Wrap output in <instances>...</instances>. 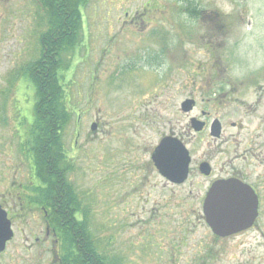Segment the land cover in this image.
Wrapping results in <instances>:
<instances>
[{
    "label": "flooded vegetation",
    "instance_id": "af4514ba",
    "mask_svg": "<svg viewBox=\"0 0 264 264\" xmlns=\"http://www.w3.org/2000/svg\"><path fill=\"white\" fill-rule=\"evenodd\" d=\"M91 2L0 0V60L2 56H13L9 62L18 65L26 57L21 61V69H25L24 86L17 96L25 99V106L15 107L19 117L29 118L30 114L38 119L36 73H57V82L65 89L68 87L61 76L64 72L70 73V81L75 83L72 76L77 70L76 54L82 45L77 42V9L82 13V24L86 22L87 26L91 24L90 19L97 20L96 16L89 19L85 14V17L82 11ZM69 6L73 15L69 18V38L62 40L60 26L55 24L60 10ZM117 6L121 11L117 21L122 31L119 36L123 40L119 62L134 61L132 67L119 66L118 73L126 74L123 79L119 78L120 82L139 87L145 79L137 74H145L150 77L152 87L161 88L164 93L162 96L157 93L152 101L154 106L145 110H152V122L160 130L149 161L157 180L155 185L161 181L164 189L170 190V200L177 190L183 192L184 200H198L200 204L202 201V209L193 210L201 224L181 221L183 236L176 242L161 244L158 250L155 248L150 253L151 263L249 264L244 261L245 257L228 255L245 247L249 234L264 231V69L249 72L242 78H234L230 69L234 64L247 62L246 49L264 48V26L261 32L257 29L247 32L253 25L252 19L241 16L238 7L230 16H223L221 12L208 11L201 0H118ZM64 19V22L69 20ZM206 19L210 21L207 27ZM102 21L108 32L109 22L106 23L104 17ZM7 38L16 39L21 45L2 55L1 47ZM90 39L84 44L88 60L93 59L95 48ZM189 44L195 46L192 50L201 57L196 59L192 55ZM92 66L97 70L102 68L100 64ZM116 68L107 66L102 70L111 72ZM159 71L161 75L157 76ZM176 88L181 91L174 93ZM30 89L37 95L34 100L29 97ZM2 100L0 126L5 127V114L8 109L13 110V105L8 106L6 99ZM77 103L78 100L71 112H78ZM27 104L33 105L34 114ZM93 123L96 131L92 132L97 136V117L92 119ZM38 127L30 139L28 162L21 164H27L28 171L15 174L12 140L0 142V264H91L90 258L82 255L83 241L91 255H99L103 264H124L123 258L118 263L112 262L102 242L93 235L88 210H83L81 195L70 176L73 163L65 146L61 145L57 158L60 178L46 176L45 165L34 158L32 142L40 133ZM165 138L180 150L177 167L170 168L178 178L188 159L187 176L182 181L165 178L153 161V155ZM63 139L65 143V134ZM60 181L71 195L70 220L63 215L62 193L56 189ZM212 192L219 221H223L220 215H233V209H223L226 204L222 199L236 197L247 207L239 210L242 218L230 226V233H226L228 229L224 227L214 231L207 222L205 206ZM77 225L83 230L79 231L80 236H68ZM194 235L199 237L189 246L188 239ZM163 237L168 238L166 234ZM145 257L148 256H139V264H146L141 262Z\"/></svg>",
    "mask_w": 264,
    "mask_h": 264
},
{
    "label": "rangeland",
    "instance_id": "374dc122",
    "mask_svg": "<svg viewBox=\"0 0 264 264\" xmlns=\"http://www.w3.org/2000/svg\"><path fill=\"white\" fill-rule=\"evenodd\" d=\"M117 1L92 0L87 8L82 9L84 16L87 14L89 19L96 16L97 20L93 22L90 19L91 24L87 26L83 22V40L78 44L82 45L76 54L77 70L72 76L75 83L70 81V73L64 72L61 76L62 82L68 87L65 89V94H68L67 107L71 110L78 100V112H72L64 146L73 163L70 171L72 182L81 195L83 210H88L93 235L102 242L103 250L109 253L114 263L123 258L124 264H139V256L145 255L148 257L141 262L152 264L150 253L158 250L161 244L176 242L183 236L181 221L186 219L191 224H201L197 222L193 210L202 209V201L200 204L198 200H184L181 198L183 192L176 189L173 200H170V190L164 189L161 181L155 185L157 180L149 161L160 130L152 122V110H145L154 106L152 101H155L153 98L157 93L161 96L164 93L161 88L152 87V81L148 79L150 77L145 74H137V77L145 79L143 83L141 79L138 80L141 82L139 87L120 82L126 74L118 73L119 66L125 67L126 64L132 67L134 61L119 62V47L123 40L117 23L121 12ZM201 1L208 11H218L223 16H230L238 7L241 16L252 19L253 25L247 32H256L255 29L263 31L264 0ZM107 6L111 8H105ZM103 17L106 23L109 22V33L103 28ZM205 23L207 27L210 21L206 19ZM89 37L95 45L92 51L94 60L87 59V48L84 46ZM20 45L16 39L7 38L1 47V54L20 48ZM189 47L196 59L201 57V54L192 50L195 47L193 44H189ZM12 57L2 56L0 60V104L4 98L8 106L13 105V110L8 109L5 114L6 126H0V142L12 140L16 174L22 170L28 171L27 164H21L28 162L30 139L36 129L37 119L30 114L29 118L19 117L15 108L25 106V99L17 96L21 93V86H24L22 79L25 69H21V61L26 57L18 65L9 62ZM94 63L100 64L103 70L107 66L117 68L105 72L102 68L95 69L92 66ZM132 72L135 73L134 70ZM133 73H130L132 78ZM157 74L161 75V71ZM180 91L176 88L174 93ZM36 96L30 89L29 97L34 100ZM28 106L31 108L30 113L34 114L33 105ZM96 117L99 130L94 136L91 125L92 119ZM163 234L169 239L161 238ZM198 237L191 236L188 239L189 246ZM246 241L245 247L228 256L245 257L247 260L244 261L249 264H264V231L252 232Z\"/></svg>",
    "mask_w": 264,
    "mask_h": 264
},
{
    "label": "trees",
    "instance_id": "16d2710c",
    "mask_svg": "<svg viewBox=\"0 0 264 264\" xmlns=\"http://www.w3.org/2000/svg\"><path fill=\"white\" fill-rule=\"evenodd\" d=\"M59 13V19L55 26L59 27L61 32L60 39H68L70 32V17H72V8H62ZM69 19L64 22V18ZM64 19V21H63ZM83 40V24L82 13L80 8L77 9V42L78 44ZM44 75V76H43ZM36 91L39 95V101L36 105L37 121L35 123L39 125L40 133L35 136L32 145V153L34 158L45 165V175L52 177H59L57 175V158L59 152L62 150L61 145H64L63 135L66 133V128L72 119V112L67 107L68 94H65L64 86H61L57 82V73L53 71H46V73H36ZM40 85V86H39ZM42 167V166H41ZM42 171V169H41ZM60 181L56 185L57 190H61L62 203L64 209V216L69 220L72 217L69 211V205L71 203V195L68 194L65 189V185ZM54 187V186H53ZM52 191V190H51ZM73 221H70L72 224ZM79 231H83L80 225L76 226L75 230H70L68 236H75L79 234ZM77 232V233H76ZM76 238V237H75ZM80 249L82 250L85 258H90L91 264H103L101 257L95 253L91 255L88 245L85 241L81 243ZM95 252V251H94ZM89 260V259H88ZM83 264V262H82ZM86 264V262H84Z\"/></svg>",
    "mask_w": 264,
    "mask_h": 264
},
{
    "label": "water",
    "instance_id": "95a60500",
    "mask_svg": "<svg viewBox=\"0 0 264 264\" xmlns=\"http://www.w3.org/2000/svg\"><path fill=\"white\" fill-rule=\"evenodd\" d=\"M92 130L95 131L96 130V125L93 124L92 125ZM179 148L176 144H171L169 142V139H163L161 144L158 146L157 148V152L153 155V161L155 163V166L158 168V170L160 171V173L168 179H173L175 181H182L183 179L186 178L187 176V167H188V159L187 162L183 165V174L181 176V178H178V176L171 171L170 168H175L177 167V153L179 152ZM171 162V164H170ZM178 170L181 171V167L178 166ZM214 192H212L209 197L207 199L206 202V213H207V222L208 224L214 229V231H218L219 227H224L223 229H228L226 230V233H230V229L232 228L230 226L232 225H236L237 221L239 219L242 218V216H240L238 214L240 209H245L247 207L244 206V204H240V202L238 201V199L236 197H227L222 199V201L226 204L225 206H223V209H233V215H228V214H223L220 215L223 218V221H219L218 217L219 215L215 214V209H216V205H215V200L212 198ZM231 204V206H229L228 204ZM254 203V202H253ZM255 205V203H254ZM256 207V205H255ZM230 219V221L228 220ZM254 218H251V221H253Z\"/></svg>",
    "mask_w": 264,
    "mask_h": 264
},
{
    "label": "clouds",
    "instance_id": "9594fccd",
    "mask_svg": "<svg viewBox=\"0 0 264 264\" xmlns=\"http://www.w3.org/2000/svg\"><path fill=\"white\" fill-rule=\"evenodd\" d=\"M246 59L245 64H234L230 69L234 78H242L249 72L264 69V48L252 46L246 49Z\"/></svg>",
    "mask_w": 264,
    "mask_h": 264
}]
</instances>
